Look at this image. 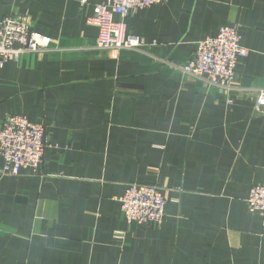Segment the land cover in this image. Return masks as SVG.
<instances>
[{
  "label": "crops",
  "instance_id": "0c3cea01",
  "mask_svg": "<svg viewBox=\"0 0 264 264\" xmlns=\"http://www.w3.org/2000/svg\"><path fill=\"white\" fill-rule=\"evenodd\" d=\"M106 1L0 0V22L22 14L53 41L0 67V124L24 115L52 144L38 174L3 176L0 159V264H264V213L247 202L264 184V0L137 10L128 31L146 46L121 51L87 22ZM223 25L249 50L229 93L174 67ZM131 183L161 187L160 224L126 220Z\"/></svg>",
  "mask_w": 264,
  "mask_h": 264
},
{
  "label": "built area",
  "instance_id": "2783aa9c",
  "mask_svg": "<svg viewBox=\"0 0 264 264\" xmlns=\"http://www.w3.org/2000/svg\"><path fill=\"white\" fill-rule=\"evenodd\" d=\"M89 0H81L86 4ZM168 0H107L97 4L88 24L98 28L97 47L103 50H142L146 42L128 31L127 19L137 10ZM50 36L33 29L27 16L9 15L0 22V67L18 61L29 53H45L52 48ZM249 50L234 25H223L214 36L197 43L194 56L184 65H174L184 75L200 80L226 93L242 90L237 83L238 60ZM164 63H169L162 60ZM171 64V63H170ZM255 109L264 111V88L254 89ZM228 102H231L230 98ZM52 147L46 127L19 114L8 115L0 124L1 174L17 175L23 168L34 174L42 171L44 155ZM127 221L141 225L160 224L166 215L167 200L161 187L150 183H131L120 198ZM249 207L264 213V184L254 185L247 199ZM120 240L121 236H116Z\"/></svg>",
  "mask_w": 264,
  "mask_h": 264
}]
</instances>
